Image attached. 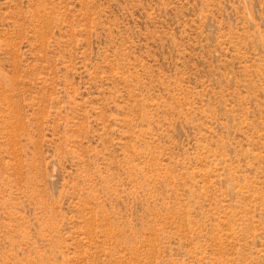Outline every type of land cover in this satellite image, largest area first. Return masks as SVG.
<instances>
[{"label": "rangeland", "instance_id": "obj_1", "mask_svg": "<svg viewBox=\"0 0 264 264\" xmlns=\"http://www.w3.org/2000/svg\"><path fill=\"white\" fill-rule=\"evenodd\" d=\"M0 264H264V0H0Z\"/></svg>", "mask_w": 264, "mask_h": 264}]
</instances>
